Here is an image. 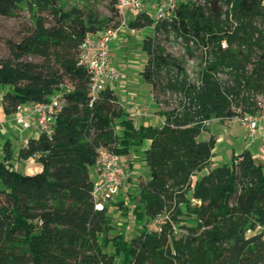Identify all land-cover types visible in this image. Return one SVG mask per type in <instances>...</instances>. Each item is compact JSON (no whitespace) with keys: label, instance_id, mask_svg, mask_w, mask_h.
<instances>
[{"label":"trees","instance_id":"obj_1","mask_svg":"<svg viewBox=\"0 0 264 264\" xmlns=\"http://www.w3.org/2000/svg\"><path fill=\"white\" fill-rule=\"evenodd\" d=\"M105 1L114 16L60 0H0V16L27 14L22 36L5 40L9 56L0 59L5 117L56 94L62 100L51 134L28 138L15 153L10 141L2 145L0 264H264V161L244 149L212 165L216 139H200L204 121L253 113L252 100L264 96V0H185L172 22L160 24L149 11H133L129 29H152L141 44L142 77L153 94L164 77L170 95L189 100L157 108L160 128L137 127L112 88L90 91L80 47L116 24L117 0ZM161 29L183 43L180 60L156 41ZM193 64L194 79L185 68ZM144 141L148 179L129 194L138 230L110 236L108 207L98 211L92 200L90 169L101 149L124 159ZM31 159L39 172L16 169L15 161ZM163 214L168 220L150 231Z\"/></svg>","mask_w":264,"mask_h":264},{"label":"built area","instance_id":"obj_2","mask_svg":"<svg viewBox=\"0 0 264 264\" xmlns=\"http://www.w3.org/2000/svg\"><path fill=\"white\" fill-rule=\"evenodd\" d=\"M183 1L185 0H159L154 8V15H152L154 24L172 22L175 18L178 4ZM188 1L194 2L195 0ZM115 8L120 15H125L127 11L150 12L143 0H117ZM118 31L119 29L117 28L109 27L95 38L89 35L80 47V62L86 66L91 75L90 91L92 95H95L106 87L111 88V85L120 78L118 69L111 64L110 56V46L117 37ZM222 46H226L224 41L222 42ZM170 96L173 99L174 108H176L177 102L179 101H182L185 105L189 101L187 98L178 94ZM61 102L60 95L56 94L47 103H29L18 106L11 120L21 132L32 129L37 134H51L52 121L60 109ZM252 103L254 106L253 113L238 111V114L233 117L241 128L245 130L246 140H252L264 122V96H256L252 100ZM131 113L133 116H141L144 114V110L137 108ZM210 122L211 120L204 121V127L208 126ZM26 143L27 139L24 140L23 144ZM249 145L250 142H247V147ZM90 174L93 179L91 196L95 204V209L103 211L119 194L126 182L127 175L123 159L110 153L106 149H101L94 166L90 169ZM167 220V214L156 216L147 227L150 231H159L161 225Z\"/></svg>","mask_w":264,"mask_h":264},{"label":"rangeland","instance_id":"obj_3","mask_svg":"<svg viewBox=\"0 0 264 264\" xmlns=\"http://www.w3.org/2000/svg\"><path fill=\"white\" fill-rule=\"evenodd\" d=\"M158 2L159 0H145L147 7L151 8L150 10L152 15H154V5L156 6ZM60 3L61 5L68 7L86 6L97 12L101 17L114 16L113 12L110 11L108 1L105 0H60ZM114 21L116 22L114 28L119 29V32L121 31L122 27H128V21L122 15L115 16ZM26 22V13H22L21 18H7L0 16V59L7 58L9 56V51L5 45V40L18 41L22 36V25ZM141 32L145 33L142 35ZM141 32H137L133 35H130L133 36V38L127 40L126 44L128 45V49L133 51V53L138 51L139 40L137 39L138 37H140V34L143 37L147 35H152V29H148ZM156 41L161 46H163V48L166 50V53L178 58L179 60L181 59L182 54L184 52V46L175 34H168L163 29H161L158 35H156ZM110 54H112V51L110 52ZM114 54V57H116L118 54L116 50ZM28 60L38 61V59L35 58H28ZM185 68L189 76L194 79V74L196 71L195 64L186 66ZM167 82L168 81L164 79V77H160L159 79H157L156 82L154 95L156 97V104H160V106L157 107L159 110H171L172 108H174L173 99L171 98L170 93H168ZM115 84L113 83L112 85ZM8 134L10 133H5V137ZM244 135H246L244 129L241 128V126L232 118L222 121L212 119L210 124L205 127L203 133L201 134V137H214L216 141L218 140L217 148H220V153L224 154V151L231 150L232 147H234L238 151L240 150V147L246 145L247 141H250V139L247 140L245 143ZM14 145L17 149L19 146H21V143L15 142ZM141 154L142 153L139 150L134 151V155L136 158V161L134 162V168L129 169L128 174L126 173L127 177L131 178V180L133 181V184H130L129 186L128 183L125 182L119 194L108 204V213L110 215L113 227V231L110 233V236H114L117 233H124L127 238H133L138 230V226H136L134 218L130 212L132 202L129 199V194L135 193L138 181L144 182L148 179V172L146 171L145 165L143 164V161L141 159ZM14 165L16 169L22 173H32L35 171L36 162L32 160L29 162L15 161ZM121 200L124 201V207L122 209H119L117 206H113V204ZM195 204L196 202L193 201L192 205ZM147 223L148 222H146V224ZM178 234H180V231L178 232ZM105 251L110 253L112 252V249L106 248Z\"/></svg>","mask_w":264,"mask_h":264},{"label":"crops","instance_id":"obj_4","mask_svg":"<svg viewBox=\"0 0 264 264\" xmlns=\"http://www.w3.org/2000/svg\"><path fill=\"white\" fill-rule=\"evenodd\" d=\"M145 2V0H143ZM146 4V3H145ZM147 5V4H146ZM149 8V7H148ZM155 8V5H154ZM153 8V10H154ZM151 8H149L150 10ZM151 12V10H150ZM133 11H127L125 15H122L126 20L129 22L133 18ZM128 24V23H127ZM128 26V25H127ZM151 28L142 29L138 31H132L128 27L124 26L122 27L121 31H118L117 37L113 40L110 46V52L112 51L111 56V64L115 66L119 73H120V79L117 80L114 84L111 85V88L113 89L117 101L120 106L125 108L128 112H133L137 108H140L144 110V114L141 116H134L135 117V123L136 126H155V127H162L163 125V119L159 117L157 112V104L156 99L153 94V90L151 86L146 82V80L142 77L141 73L144 69V66L147 61L146 55L141 51V44L143 40V34L145 31ZM141 32L140 37H138L137 40H139L138 45V51L134 52L128 49L127 40L133 38L134 33ZM98 35H91V37L95 38ZM117 51V56L114 57V52ZM121 98H120V96ZM12 118L5 117L1 105L0 100V157H2V145L5 142V140L10 141L12 144V150L14 153L17 151L18 147L16 149L15 142L21 143V146L24 143V140L28 138H35L37 137V133H35L32 129L27 131H20V129L14 125V123L11 120ZM245 131V130H244ZM5 133H10L5 137ZM209 137H201L202 140H207ZM246 135H244V142L246 143L245 139ZM261 142H260V141ZM218 141V140H217ZM216 141L215 149L213 150V157L211 159L212 165H218L220 163L226 162L229 160L232 153H239L244 149H248L257 160L260 162L264 161V122L261 124V129L257 131L252 138V140L247 141L250 142V145L247 147L246 145H243L240 147V150H236L234 147L231 148V150L224 151L223 153H220V148H217L218 142ZM243 142V143H244ZM254 144V147H253ZM149 141H144L143 145L135 150L141 151V159L143 161V151L148 147ZM136 153V152H135ZM32 160V159H31ZM31 160H27L24 162H29ZM33 161V160H32ZM136 158L134 155V151L132 154L126 158L123 159V164L126 166V169L129 165H131V169L134 168ZM144 164V162H143ZM146 171L147 168L145 167ZM41 170V166L36 163L35 171L32 173H26V174H33L37 173Z\"/></svg>","mask_w":264,"mask_h":264}]
</instances>
